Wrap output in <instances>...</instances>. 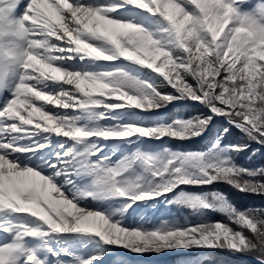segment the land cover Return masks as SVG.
<instances>
[{
  "label": "snow or ice",
  "instance_id": "snow-or-ice-1",
  "mask_svg": "<svg viewBox=\"0 0 264 264\" xmlns=\"http://www.w3.org/2000/svg\"><path fill=\"white\" fill-rule=\"evenodd\" d=\"M187 101L206 111L155 118ZM218 121L264 148V0H0V264H264V207L189 190L264 196V166L237 160L250 143H225L229 127L203 150L168 142ZM162 204L195 219H156Z\"/></svg>",
  "mask_w": 264,
  "mask_h": 264
},
{
  "label": "trees",
  "instance_id": "trees-1",
  "mask_svg": "<svg viewBox=\"0 0 264 264\" xmlns=\"http://www.w3.org/2000/svg\"><path fill=\"white\" fill-rule=\"evenodd\" d=\"M167 114L161 120L170 121L176 117H189L197 113L206 111L203 105L199 103H194L192 101L180 102L173 105H170L167 109ZM162 110V111H164ZM223 127H229L230 131L228 134L224 135V142L227 144H243L247 141L245 137L238 129L232 128L227 125L226 122L218 121L212 128V130L207 133L204 137L194 138L187 141L179 140H169L168 142L177 147L189 150H203L210 146V142L215 137L216 133L219 131L222 133ZM167 139V138H165ZM250 143V148L247 152L241 153L237 160L239 163L244 164L245 166L260 167L264 166V148H260L259 145H256L253 142ZM256 149L259 151L256 152V155L252 157L251 160L248 159L252 155V152ZM192 191H206V190H218L226 194L230 200L240 208H247L249 206L264 207V196L241 193L235 188L228 186L226 184H216L211 186L209 189L201 188H192L189 189ZM158 211L151 213L156 219L160 217L178 216L186 217L189 220H194L195 217L190 209H180L176 206H167L159 205ZM210 218L213 220H225V217L221 214L212 213ZM253 258V257H252ZM251 256H243L239 254H233L227 250H209L208 254L204 261H207L208 264H256L255 260Z\"/></svg>",
  "mask_w": 264,
  "mask_h": 264
},
{
  "label": "bare ground",
  "instance_id": "bare-ground-1",
  "mask_svg": "<svg viewBox=\"0 0 264 264\" xmlns=\"http://www.w3.org/2000/svg\"><path fill=\"white\" fill-rule=\"evenodd\" d=\"M116 250H123V249H116ZM190 252H192V250L191 251L171 250V251L163 252L158 255L157 254L138 255V254H132L130 252H127V253L130 254L131 261L134 264H141V258H144L146 260L150 259L154 264H167V263H170L173 258L175 259L177 263H180V264H190V262L195 261V260H202V261L205 260V259H201L200 255L199 256L192 255L190 254Z\"/></svg>",
  "mask_w": 264,
  "mask_h": 264
},
{
  "label": "rangeland",
  "instance_id": "rangeland-1",
  "mask_svg": "<svg viewBox=\"0 0 264 264\" xmlns=\"http://www.w3.org/2000/svg\"><path fill=\"white\" fill-rule=\"evenodd\" d=\"M116 253L118 254V258H123L128 261V264H134L131 261V256L126 251L123 250H116ZM193 253L194 255L201 256L202 254H208V250H192L190 254ZM141 264H154L150 259L146 260L144 258H141Z\"/></svg>",
  "mask_w": 264,
  "mask_h": 264
}]
</instances>
